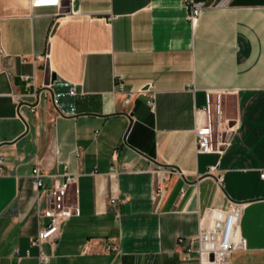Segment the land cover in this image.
I'll use <instances>...</instances> for the list:
<instances>
[{
  "label": "crops",
  "instance_id": "crops-1",
  "mask_svg": "<svg viewBox=\"0 0 264 264\" xmlns=\"http://www.w3.org/2000/svg\"><path fill=\"white\" fill-rule=\"evenodd\" d=\"M185 1L71 0L58 11L0 0V264L15 249L19 264H38L31 241L49 220L37 207L65 174L78 214L42 244L49 264H199L180 259L178 241L229 201L245 204L246 240L229 264H264V0H192L204 5L194 28ZM148 85L154 110L142 95L124 105ZM206 92L224 93L236 124L220 155L195 150ZM34 168L46 175L39 190Z\"/></svg>",
  "mask_w": 264,
  "mask_h": 264
},
{
  "label": "built area",
  "instance_id": "built-area-1",
  "mask_svg": "<svg viewBox=\"0 0 264 264\" xmlns=\"http://www.w3.org/2000/svg\"><path fill=\"white\" fill-rule=\"evenodd\" d=\"M65 2H71V0H30V5L32 7H56L58 11H62L66 8ZM185 6L187 9L186 20L194 28L204 10V5L186 0ZM70 95H76L75 87L70 89ZM138 95L145 97L147 106L154 110L156 93L150 85L136 92L124 93V105H129ZM223 96V92H206L204 106L200 110H196V113L201 112L202 114L201 121L196 124L195 128V150L197 154L220 155L230 144L231 136L236 130V124L232 119L225 117ZM2 165L3 161L0 158V175L3 174ZM213 170L214 168H211L210 173ZM45 176V173L39 168L33 169L31 179L35 190L45 187L43 181ZM50 177L55 178L53 175ZM261 178H264V174H261ZM75 180V176L65 174L63 182L47 190V205L41 207L38 204L37 213L49 220L48 224L31 241V246L38 249V264H49L50 262V256L42 250V244L49 243L53 246L60 235L61 224L78 214L76 206L67 202L69 190ZM215 181L221 187L223 176L216 177ZM118 203L119 201L116 200L111 201L113 205ZM244 207V203L229 201L228 206L224 209H206L199 218L197 236L189 240L180 239L178 241V244L182 246L180 259L188 261L195 257L199 264H229L231 253L246 249V240L240 234L239 229ZM115 219L116 222H119L120 215L116 214ZM113 247L112 243L107 246L108 249ZM21 260L22 256L15 249L12 264H19ZM116 264L121 263L118 260Z\"/></svg>",
  "mask_w": 264,
  "mask_h": 264
},
{
  "label": "water",
  "instance_id": "water-1",
  "mask_svg": "<svg viewBox=\"0 0 264 264\" xmlns=\"http://www.w3.org/2000/svg\"><path fill=\"white\" fill-rule=\"evenodd\" d=\"M74 9H76V8H74Z\"/></svg>",
  "mask_w": 264,
  "mask_h": 264
}]
</instances>
